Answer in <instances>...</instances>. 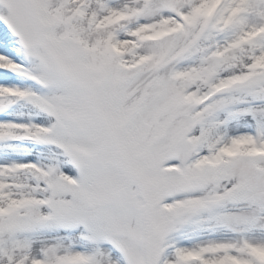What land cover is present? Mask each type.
<instances>
[{
	"label": "snow or ice",
	"instance_id": "obj_1",
	"mask_svg": "<svg viewBox=\"0 0 264 264\" xmlns=\"http://www.w3.org/2000/svg\"><path fill=\"white\" fill-rule=\"evenodd\" d=\"M0 264H264V0H0Z\"/></svg>",
	"mask_w": 264,
	"mask_h": 264
}]
</instances>
